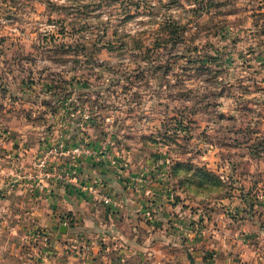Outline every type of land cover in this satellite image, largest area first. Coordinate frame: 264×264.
<instances>
[{"label":"rangeland","instance_id":"obj_1","mask_svg":"<svg viewBox=\"0 0 264 264\" xmlns=\"http://www.w3.org/2000/svg\"><path fill=\"white\" fill-rule=\"evenodd\" d=\"M0 39L17 132L133 148L209 213L264 203V0H0Z\"/></svg>","mask_w":264,"mask_h":264},{"label":"crops","instance_id":"obj_2","mask_svg":"<svg viewBox=\"0 0 264 264\" xmlns=\"http://www.w3.org/2000/svg\"><path fill=\"white\" fill-rule=\"evenodd\" d=\"M6 62L0 53V79L9 74ZM3 98L0 89V264H258L264 259V250L249 248L254 239H248L252 231L264 229L256 215L263 202L250 216L245 203L229 213L226 200L211 213L202 204L195 208L183 195L176 197L181 193L168 166L132 167L128 160L133 148L120 145L113 150L106 146V152L123 165L106 154L97 161L96 153L74 160L59 152L51 156L47 169L69 170L70 178L48 177L37 166L41 154L60 143L80 142L81 136L17 132L15 125L21 121L8 120ZM95 137L89 142L97 144ZM98 181L105 184V193L119 200V207L83 188ZM148 208L155 219L146 215ZM64 224L66 230L61 229ZM38 228L50 233L51 253L36 240Z\"/></svg>","mask_w":264,"mask_h":264},{"label":"built area","instance_id":"obj_3","mask_svg":"<svg viewBox=\"0 0 264 264\" xmlns=\"http://www.w3.org/2000/svg\"><path fill=\"white\" fill-rule=\"evenodd\" d=\"M88 121L90 123V118L91 116H88ZM87 122L85 123L87 125ZM79 126H83L84 123H79ZM106 142H110V140L106 141ZM81 143V142H80ZM107 148L106 146L99 150L96 151L91 149V147L86 146L85 144H79V145H71L68 146L67 144L64 143H60L58 146L56 147H50L49 149L45 150L42 154L41 157L37 160V166L40 168L42 174L48 176V177H54V176H58L62 179H69L70 178V172L69 170H64L62 171H57L56 169H50L48 170V166H49V160L51 158V156L56 155L59 152H66L67 154H69L72 159H76L80 156H83L85 154H94L96 153V157L95 159L97 161L102 160L104 155L106 154L107 157L111 160V162H113L114 164H118L120 165L118 159L112 157L107 154L106 152ZM105 184L98 181L95 184H90V185H85L83 188H85L90 194L94 195L97 199H100L101 201L105 202V203H111L112 206L115 207H119L120 206V202L119 200H117V198H114L112 196H110L108 193L104 192V187ZM146 215L148 216L149 219L153 220L155 219V213L151 208H148L145 210ZM34 236L36 237V240L38 241H42L44 244L43 249L46 251V253H51V248H52V244H51V236L50 233L45 230V229H35L34 230Z\"/></svg>","mask_w":264,"mask_h":264},{"label":"trees","instance_id":"obj_4","mask_svg":"<svg viewBox=\"0 0 264 264\" xmlns=\"http://www.w3.org/2000/svg\"><path fill=\"white\" fill-rule=\"evenodd\" d=\"M50 87H52V86H50ZM0 89H1V92H3V95H5V93H6V87L4 86V84L3 85H0ZM57 95V94H56ZM171 172V171H170ZM172 175H173V172H171V177H172ZM174 184V188L176 189V185H175V183H173ZM176 197H178V198H180L181 197V195H177ZM250 207H252V205L250 204ZM251 209H253V208H250V209H244L245 211H246V214L247 215H253V213H254V211L255 210H251ZM155 213V212H154Z\"/></svg>","mask_w":264,"mask_h":264},{"label":"water","instance_id":"obj_5","mask_svg":"<svg viewBox=\"0 0 264 264\" xmlns=\"http://www.w3.org/2000/svg\"><path fill=\"white\" fill-rule=\"evenodd\" d=\"M66 228H67V227H66V225L64 224V225H62V228H61V229H62V230H66Z\"/></svg>","mask_w":264,"mask_h":264}]
</instances>
